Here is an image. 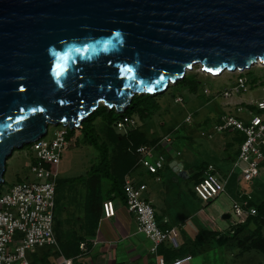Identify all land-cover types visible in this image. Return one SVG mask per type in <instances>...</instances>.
<instances>
[{
	"label": "water",
	"instance_id": "1",
	"mask_svg": "<svg viewBox=\"0 0 264 264\" xmlns=\"http://www.w3.org/2000/svg\"><path fill=\"white\" fill-rule=\"evenodd\" d=\"M258 61L264 0H0V188L13 150L51 125L78 128L101 103L123 112L197 63Z\"/></svg>",
	"mask_w": 264,
	"mask_h": 264
},
{
	"label": "rangeland",
	"instance_id": "2",
	"mask_svg": "<svg viewBox=\"0 0 264 264\" xmlns=\"http://www.w3.org/2000/svg\"><path fill=\"white\" fill-rule=\"evenodd\" d=\"M243 73L250 79L248 91L236 92L232 88L236 85L238 71L224 70L218 75H212L197 63L186 72L185 76L191 79L190 83L171 84L156 97L159 108L153 110L148 117L140 118L134 115L135 127L119 129L100 117L97 118L94 121L97 131L108 143L114 163L122 162L120 160L122 148L129 146L131 148V145H128L127 132L137 128L135 137L146 142L145 144L154 146L155 155L159 152L171 156L177 155L180 151L176 156L178 162L173 161L172 164L166 162V166L161 170L162 181L157 183L162 190V192L158 191V195L161 199L164 198L170 210L181 209L193 220L199 219L200 222L204 216H207L221 228L226 227L229 220H237L233 204L235 201L241 202L238 192L234 190V193L230 194L223 192L215 199L203 201L195 197L193 191L199 176H203L206 164L212 163L218 173L223 172L225 178L223 182L227 183L232 177L236 179L238 191L250 190L254 193L255 202L264 200V167L254 181L242 180V165L237 167L234 164L238 155V133L220 132L215 129V124L223 114L236 113L238 105L254 106L257 100L264 99L262 64L257 62ZM179 96L182 97L181 101H177ZM253 109L259 112L255 107L248 108V110ZM53 128H55L53 125L49 127L50 131L46 138L53 136ZM71 140L72 143L62 152L61 161L57 165L58 179L62 186H59L56 196L55 216L58 234L64 240L79 237L86 232V226L83 224L85 222L89 224L90 219L98 212V209L91 205L92 199L98 198L94 194L100 195L104 200L110 189V181L103 179L97 182L98 185L93 184L91 175H88L92 164L99 160L98 150L84 143L80 129L75 130ZM178 163L183 166L179 167ZM31 164L29 147L15 148L6 163L2 191L21 180H34L35 174L31 171ZM117 173H124L123 165L119 164ZM135 173L136 170L133 168L126 175ZM79 176H85V179L75 183L68 181ZM142 179L149 183L148 176ZM227 188L232 190L230 184ZM225 213H229L230 218H224ZM257 224L264 223L262 221ZM254 232L255 235L258 233L255 229ZM51 248L40 247L37 249V255L40 256L42 251Z\"/></svg>",
	"mask_w": 264,
	"mask_h": 264
},
{
	"label": "built area",
	"instance_id": "3",
	"mask_svg": "<svg viewBox=\"0 0 264 264\" xmlns=\"http://www.w3.org/2000/svg\"><path fill=\"white\" fill-rule=\"evenodd\" d=\"M258 62L262 64L264 74V63ZM238 72L236 85L232 89L236 92H246L250 79L243 71ZM181 100L182 97L179 96L177 101ZM254 104L259 112L238 105L236 113L223 114L215 124L217 131L241 133L243 139L239 143L234 164L237 167L242 165L241 179L247 182L254 181L264 167V99L257 100ZM187 121L190 122V119L187 118ZM135 123L133 117L125 116L118 120L115 126L125 129L128 126L135 127ZM53 126L55 128L52 130L51 138H46L50 131L48 129L47 134L31 143L29 148L32 159L31 171L35 174V179L21 180L5 191H2L1 185L0 264H34L29 258V252H35L37 248L45 246L59 248L55 232L56 186L59 176L57 165L61 161L62 152L72 140L68 139L69 126L62 124ZM80 128L81 126L77 129ZM136 152L139 158L135 169L142 167L149 173L158 174L166 163V156L162 153L155 155V147L149 144L138 146ZM52 166L56 168L52 169ZM146 188L145 183L130 174L124 178L127 208L138 221V231L152 241L151 252L157 253L161 243L172 241L174 237L171 229L159 224L153 203L144 196ZM194 190L202 200L208 201L222 194L226 190V183L220 179L214 165L208 163L204 168L202 180L195 184ZM238 195L241 202L235 201L233 204L237 219L244 221L256 216L257 208L251 204L252 192L240 189ZM103 211L106 217L116 214L113 199L109 198L103 202ZM230 232L234 235L235 230L232 229ZM91 243L96 244L97 241L83 240L79 243L82 253L89 250ZM188 259L190 256L167 261L163 255H158L157 264H183ZM45 264H74V259L61 254L59 258Z\"/></svg>",
	"mask_w": 264,
	"mask_h": 264
},
{
	"label": "crops",
	"instance_id": "4",
	"mask_svg": "<svg viewBox=\"0 0 264 264\" xmlns=\"http://www.w3.org/2000/svg\"><path fill=\"white\" fill-rule=\"evenodd\" d=\"M239 136L241 133H238V138ZM177 155H165L166 162H171V164L173 161L178 162ZM178 165L179 167L183 166L181 163ZM139 168H136V173L132 175L147 185L144 196L153 203L159 224L171 229L174 237L172 241L161 243L157 253L151 252L152 241L138 231V221L127 208L125 200L113 199L116 214L112 217H106L101 204L109 198L106 197L104 200L95 201L94 206L98 212L95 217L90 219L89 224L86 222L83 224L87 230L79 237L64 240L58 234L56 218L55 232L59 241V248L50 247L51 249L42 251L40 256L37 255L38 248L35 252H29V258L33 260L34 264H45L59 258L61 254L73 258L74 264H157L158 255H163L167 261L177 257L190 256V259L183 264H264V246L258 244L259 239L264 241V224H257L262 221L249 220L250 218L244 221L229 220L227 226L221 228L216 226L207 216L202 218V222L199 219L193 220L181 209L170 210L164 198L159 197L158 191L162 192V190L157 186V183L162 181V169L158 174H152L145 168ZM219 173L218 176L224 181L223 172ZM146 176L149 178V183L142 179ZM231 179L232 177L227 181L224 191L228 194L233 190L238 192L236 179ZM229 184L232 190L227 188ZM193 195L199 197L195 190ZM252 195V201L255 202L254 193ZM224 218H230V216ZM232 229L236 231L234 236L230 232ZM254 229L258 232L256 235ZM83 240L97 241V243H91L89 250L82 253L79 243Z\"/></svg>",
	"mask_w": 264,
	"mask_h": 264
},
{
	"label": "trees",
	"instance_id": "5",
	"mask_svg": "<svg viewBox=\"0 0 264 264\" xmlns=\"http://www.w3.org/2000/svg\"><path fill=\"white\" fill-rule=\"evenodd\" d=\"M189 78L184 76L183 79L179 80L177 83H190ZM156 93V94H136L130 105H128L127 109L123 112H117L115 108H108L105 105H99L91 115H89L81 124V132L83 135V141L84 143L90 144L94 146L98 152H99V160L98 162L92 164L88 171V175H91V179L93 181V184H97V182H100L103 179H106L110 181V189L107 193V197L111 199L115 198H121L125 200L126 202V195H125V190H124V178L127 172L131 169H133L136 165V162L139 158L138 153L136 152V149L138 146L145 144L146 142H142L139 139L135 137V133L137 132V128L131 129L129 132H127V140H128V145H131V148L129 146L126 148H122L121 150V155H120V160L122 161L121 163H114L109 145L106 141H104L101 137L100 134L97 131L96 125H95V120L97 118H101L103 121H106L108 124L115 126L116 122L120 120L121 118L128 116V117H134V115H138L140 118H146L148 117L153 110H157L159 108V104L157 102L156 97L161 94ZM247 107H255V106H248ZM254 110V109H253ZM116 127V126H115ZM74 129H69L68 132V139H72L73 135L75 133ZM243 139L242 136H239V143ZM31 144L25 145V147L30 148ZM124 157V158H123ZM119 160V159H118ZM123 163V164H122ZM114 164V165H113ZM119 164L123 165V170L124 173H117V170L119 169ZM205 168V167H204ZM119 175V176H117ZM203 176H199V179L196 183L201 181ZM85 176H79L75 178H71L68 181L70 183H75V181H80L84 180ZM59 179L57 181V186H56V196L58 193V188L59 186H62L61 183H59ZM98 185V184H97ZM98 196L96 200L91 201V205L95 204V201H101L102 198L98 194H94ZM93 195V196H94ZM108 198V199H109ZM102 208H103V202H101ZM251 204H254L257 208L258 214L256 216L250 217L249 220H259V221H264V200L261 202H254L251 201ZM95 208V206H94ZM56 219V216H55ZM247 219V220H248ZM56 223V222H55ZM56 226V225H55ZM236 233V231H235ZM234 233V235H235ZM233 235V236H234ZM259 246H264V241L259 239L258 240Z\"/></svg>",
	"mask_w": 264,
	"mask_h": 264
}]
</instances>
